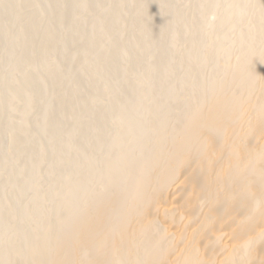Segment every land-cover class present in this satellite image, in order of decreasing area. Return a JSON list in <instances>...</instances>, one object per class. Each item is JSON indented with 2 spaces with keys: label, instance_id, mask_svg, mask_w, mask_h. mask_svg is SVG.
I'll list each match as a JSON object with an SVG mask.
<instances>
[{
  "label": "rangeland",
  "instance_id": "374dc122",
  "mask_svg": "<svg viewBox=\"0 0 264 264\" xmlns=\"http://www.w3.org/2000/svg\"><path fill=\"white\" fill-rule=\"evenodd\" d=\"M262 3L0 0V264H29L84 159H140L157 122L166 149L201 80L264 52Z\"/></svg>",
  "mask_w": 264,
  "mask_h": 264
},
{
  "label": "bare ground",
  "instance_id": "6f19581e",
  "mask_svg": "<svg viewBox=\"0 0 264 264\" xmlns=\"http://www.w3.org/2000/svg\"><path fill=\"white\" fill-rule=\"evenodd\" d=\"M243 51L207 95L197 82L166 149L157 122L140 159H84L29 264H264V52Z\"/></svg>",
  "mask_w": 264,
  "mask_h": 264
}]
</instances>
